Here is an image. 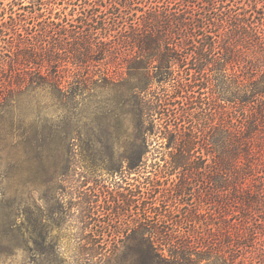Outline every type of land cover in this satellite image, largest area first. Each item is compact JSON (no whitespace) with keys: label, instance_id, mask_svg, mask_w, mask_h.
<instances>
[{"label":"trees","instance_id":"obj_1","mask_svg":"<svg viewBox=\"0 0 264 264\" xmlns=\"http://www.w3.org/2000/svg\"><path fill=\"white\" fill-rule=\"evenodd\" d=\"M43 5L41 25L19 38L12 56L0 54V112L11 106L6 89L64 93L67 64L116 59L132 81L125 90L137 151L115 170L129 195L115 194L106 216L142 210L131 220L130 264H264V0ZM20 66L36 72L35 87L20 85ZM72 154L67 169L96 168ZM195 192L208 205L203 213L183 202ZM97 200L81 199L80 211L98 210ZM95 250L105 255L103 244Z\"/></svg>","mask_w":264,"mask_h":264},{"label":"rangeland","instance_id":"obj_2","mask_svg":"<svg viewBox=\"0 0 264 264\" xmlns=\"http://www.w3.org/2000/svg\"><path fill=\"white\" fill-rule=\"evenodd\" d=\"M43 2L0 0L2 59L12 56V46L19 38L41 25V15L49 8H40ZM15 23L23 28L14 27ZM105 63H92L91 68L67 64L69 70L62 74L68 84L64 93L49 88L2 92L11 106L0 112V264L132 261V241L128 239L131 220L143 218L142 210L136 207L117 216H106L112 210L115 194L129 195L124 175L115 170L126 166V157L137 151L127 112L130 97L125 90L132 81L116 59ZM106 69L109 74L103 80L101 74ZM17 76L20 85L30 81L35 87L38 82L36 72L21 66ZM96 84L102 88H95ZM70 150L79 163L94 160L96 168L91 174L67 169ZM96 181L102 182L104 188ZM169 181L163 182L167 185ZM198 193L203 194L204 188H199ZM192 194L183 202L192 203L203 213L208 205L196 192ZM85 197H98L94 204L100 206L96 207L99 212L86 216L80 211ZM119 202L124 209L126 203ZM99 213L104 217L98 219ZM97 242L103 244L105 252L101 259L99 250H95Z\"/></svg>","mask_w":264,"mask_h":264}]
</instances>
